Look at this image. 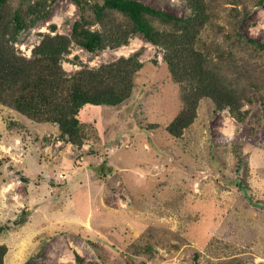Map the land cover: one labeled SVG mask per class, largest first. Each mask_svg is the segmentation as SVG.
Segmentation results:
<instances>
[{"label":"rangeland","instance_id":"374dc122","mask_svg":"<svg viewBox=\"0 0 264 264\" xmlns=\"http://www.w3.org/2000/svg\"><path fill=\"white\" fill-rule=\"evenodd\" d=\"M141 1L191 14L187 0ZM208 1L201 46L241 98L242 118L204 97L194 122L172 135L184 86L165 47L142 32L96 51L72 40L64 54L69 73L134 53L143 64L128 99L83 107L82 142L0 103L7 264H264V50L239 39L264 42V0ZM45 7L49 15L19 34L22 54L47 34L71 37L81 19L74 0Z\"/></svg>","mask_w":264,"mask_h":264},{"label":"trees","instance_id":"16d2710c","mask_svg":"<svg viewBox=\"0 0 264 264\" xmlns=\"http://www.w3.org/2000/svg\"><path fill=\"white\" fill-rule=\"evenodd\" d=\"M74 1L81 9V19L74 22L72 36L47 34L27 56L18 50L16 42L22 30L49 15L45 0H21L14 10L11 0H0V103L37 122L58 123L64 136L80 143L85 134L80 118L83 107L119 105L128 99L135 74L143 64L134 53L69 73L62 64L64 54L72 40L96 51L127 44L134 33L142 32L165 47L172 76L184 86L183 107L167 126L172 135L181 136L194 122L204 97L212 99L217 108L229 105L236 118L243 117L239 112L241 98L222 82L210 54L201 46L200 32L210 20L208 0H187L191 9L187 17L141 0ZM239 39L264 50V42L243 34ZM24 221L22 217L15 223ZM6 227L1 225L0 232ZM7 250L6 244L0 245V264H7Z\"/></svg>","mask_w":264,"mask_h":264}]
</instances>
